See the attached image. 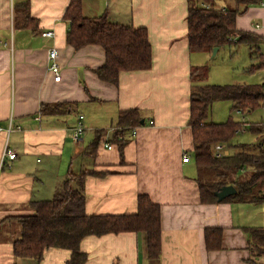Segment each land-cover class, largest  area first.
Here are the masks:
<instances>
[{
  "label": "crops",
  "instance_id": "crops-1",
  "mask_svg": "<svg viewBox=\"0 0 264 264\" xmlns=\"http://www.w3.org/2000/svg\"><path fill=\"white\" fill-rule=\"evenodd\" d=\"M19 1L0 0V264H65L69 259L70 252L60 249L47 250L41 261L16 258L12 241L17 236L1 232L16 222L8 217L30 214L34 201L52 199L70 170L100 174L84 181L89 215L135 214L140 195L160 206L158 261H149L143 233H122L85 238L81 250L88 256L86 264H248L255 253L247 229L264 228V202L205 204L200 199L189 126L195 86L191 71L204 66L211 54L189 51L187 16L192 4L204 6L202 0H82L85 17L107 14L112 22L148 31L151 68L124 72L117 85L101 81L94 72L106 60L102 47L75 50L67 44L64 14L70 0H30L37 32L15 11ZM213 1L219 9L239 11L238 30L264 37V0L249 6L238 0ZM49 30L53 39L41 36ZM231 45L239 49L213 71L211 82L207 77L200 84H264V68L250 70L261 59L246 44ZM53 48L62 72L59 82L49 73ZM43 104L74 106L65 115H45L40 113ZM212 107L222 123L234 119L231 102ZM128 110L139 111L142 120L140 126L126 128L123 158L117 146L107 149L104 137L92 152L95 132L104 130L112 137L121 113ZM258 110L251 124L263 125L264 107ZM235 113L247 121L245 113ZM10 122L15 130L8 135ZM79 124L85 131L75 142ZM263 137L256 134L252 143ZM7 149L16 154L14 160L4 157ZM83 159L86 164L76 163ZM208 229L223 230L217 250L207 249Z\"/></svg>",
  "mask_w": 264,
  "mask_h": 264
},
{
  "label": "trees",
  "instance_id": "trees-1",
  "mask_svg": "<svg viewBox=\"0 0 264 264\" xmlns=\"http://www.w3.org/2000/svg\"><path fill=\"white\" fill-rule=\"evenodd\" d=\"M204 6L192 4L188 9V45L193 53L212 54L214 48L231 44H246L257 59H261L260 45L264 37L238 30L237 9H219L213 0H202ZM239 4L249 6L259 4L260 0H238ZM30 0H20L14 5L17 14L23 16L25 25H33ZM64 19L69 23L66 42L75 50L88 45L104 49L105 63L94 72L107 83L117 85L124 72L146 71L152 66V48L148 31L112 22L107 14L88 18L83 14L82 0H70ZM263 62L250 70L261 69ZM264 68V67H263ZM208 76V66L193 68L192 81L195 83L191 93V115L189 126L192 130L194 156L199 170L198 185L203 203H217L215 193L222 187L232 185L237 193L221 202L252 203L264 202V148L262 141L256 144H232V139L249 127L254 134H263V126L235 121L230 118L222 124L210 122L209 113L214 103L229 101L233 112H253L264 107V84H200ZM200 84V85H199ZM87 91V88H85ZM74 104H43L41 114L65 115L71 113ZM142 118L139 111L128 110L119 117L118 130L112 137L106 131H96L90 150L97 149L102 138L114 148L118 147L121 158L129 140L125 137L126 128L140 126ZM224 143L231 153L217 158L214 146ZM211 172L213 178L203 180V172ZM87 175H100L95 171L71 170L66 179L50 200L34 201L32 213L8 217L19 223V236L12 241L16 258L41 261L47 250L60 249L70 252L65 264H86L88 256L81 250L82 241L89 236L108 234L143 233L147 241L149 261L156 262L161 256L162 227L160 206L153 203L147 195H140L135 214L89 215L85 210L86 195L84 181ZM222 229H208L205 241L208 250L221 247ZM252 250L255 257L248 264H264V228H249Z\"/></svg>",
  "mask_w": 264,
  "mask_h": 264
},
{
  "label": "rangeland",
  "instance_id": "rangeland-1",
  "mask_svg": "<svg viewBox=\"0 0 264 264\" xmlns=\"http://www.w3.org/2000/svg\"><path fill=\"white\" fill-rule=\"evenodd\" d=\"M236 45V44H235ZM238 47V48H237ZM239 49V46H234V45H228V46H225L223 48H221L220 52L215 56L213 57L212 54H211V59H209V61L205 62L204 65L208 66V82H211V78H212V75H213V71L216 69L219 70L221 66H223L224 64V61L227 62L228 58H229V53H231V51L235 50V49ZM260 52L264 51V44L263 45H260ZM254 49H253V53H254ZM62 74V72H61ZM213 109V107H212ZM212 109L209 113V121L210 122H214L216 124H219L218 122H223L222 120L219 121V117H218V113L214 110V112L212 113ZM76 110V108H75ZM75 111H73L74 113ZM87 112V111H86ZM258 112L259 110H255L253 111L251 114L249 112L245 113V116L247 118V121L245 120V122L247 123V125L250 126L251 123H253L251 120L253 119V117H257L258 115ZM233 115H234V120L236 119V117L239 119V121H241L242 117L239 115H236L235 112H233ZM249 123V124H248ZM256 136V134H254L253 132L250 131L249 127L241 132H239L233 139H232V144H247V145H251L253 144V139L254 137ZM75 140V139H74ZM258 141V139H257ZM76 142V140H75ZM231 151V150H230ZM190 157L192 156V153L190 152ZM193 161V159H192ZM194 162V161H193ZM76 163H80V164H86L87 163V159H83L81 162L80 160H77ZM76 168V166H75ZM201 175H203L204 179L203 180H207L208 177H210V179L213 178V174H211V172H203L201 173ZM19 223L18 222H11V224H9V227L6 226L4 228V230H2V234L4 237H6L7 235H13V236H19ZM7 230V233H5Z\"/></svg>",
  "mask_w": 264,
  "mask_h": 264
},
{
  "label": "built area",
  "instance_id": "built-area-1",
  "mask_svg": "<svg viewBox=\"0 0 264 264\" xmlns=\"http://www.w3.org/2000/svg\"><path fill=\"white\" fill-rule=\"evenodd\" d=\"M260 3L263 4L262 1H260ZM41 36L44 38L53 39L55 37V33L53 30H49V31L42 33ZM57 59H58L57 50L53 48L49 51V60H50L49 73L53 76V80L55 82L61 81V78H62L61 67H60V64L58 63ZM262 62H263V67H264V54L262 56ZM79 118H80V120L84 119L83 116H80ZM0 130H2V129L0 128ZM14 130L15 129L12 127V124L10 122L9 127L6 130L7 134L9 135ZM84 131H85V129L81 124H79L75 128L74 139L76 140V142L80 141L81 136L84 133ZM136 132H137L136 129L130 130V133L132 136H135ZM263 134H264V126H263ZM105 146L107 147V149L112 150V146L109 143H106ZM262 147L264 148V139L262 141ZM214 155L217 158L226 157V156L230 155V150L228 149V147L224 143H218L214 146ZM4 157H8L10 160H14L16 158V154L7 149L4 153ZM4 157H3V161H2L3 164H4ZM188 160H189V158L187 156H185L183 159L184 162H187Z\"/></svg>",
  "mask_w": 264,
  "mask_h": 264
},
{
  "label": "water",
  "instance_id": "water-1",
  "mask_svg": "<svg viewBox=\"0 0 264 264\" xmlns=\"http://www.w3.org/2000/svg\"><path fill=\"white\" fill-rule=\"evenodd\" d=\"M218 50H219L218 47L214 48L213 54H212L213 57H215L217 55ZM236 193H237L236 188L232 185H228V186L222 187L219 191H217L215 193V196L218 198V201L221 202V201L235 195Z\"/></svg>",
  "mask_w": 264,
  "mask_h": 264
}]
</instances>
